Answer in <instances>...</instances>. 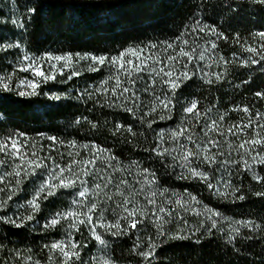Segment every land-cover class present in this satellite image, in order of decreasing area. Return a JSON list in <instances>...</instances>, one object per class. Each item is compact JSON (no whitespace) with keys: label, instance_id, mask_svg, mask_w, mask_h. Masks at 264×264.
Segmentation results:
<instances>
[{"label":"snow or ice","instance_id":"1","mask_svg":"<svg viewBox=\"0 0 264 264\" xmlns=\"http://www.w3.org/2000/svg\"><path fill=\"white\" fill-rule=\"evenodd\" d=\"M244 4L254 6L264 13V0H233V3L227 4L224 8H220V5L214 6V13L219 9L218 14L221 16L225 11L232 14L222 24L215 20L208 23V17L197 18L195 12H192L187 17L188 22L182 24L178 34H174V39L164 42L166 57L158 60L151 54L152 50L158 47L155 44L148 46L149 55L146 58L142 46L122 47L115 55L89 51H66L61 54L45 51L36 55L30 52L27 40L30 34L29 27L39 19V4L32 6L26 4V13L19 16L14 13L10 21L7 18L0 20V25L11 26L9 30L13 37L0 34L2 54L0 59H6L8 55L15 53L16 61L12 72L0 76V112L7 113L5 105L14 102L13 96L24 98L43 95L51 101L74 99L86 106L95 105L91 108L86 107V111L95 112L96 107H99L101 110L114 109L117 115L119 112L130 114L133 121L139 122V127L146 126L152 130L154 137L152 141H147L146 133H140L145 135L148 146L143 148V152L148 155L144 161L132 160L126 166L120 162L116 153L96 143L95 139L81 145L89 153L87 159H80L79 152L74 154L69 151L67 153L69 160L65 164L63 152L60 153V162L51 154L55 150L54 147L46 157L37 155L36 151L29 154L28 144L21 139L26 138L27 133L20 131L9 134L0 140V154L12 160V170L0 174V185H3L0 186V195L7 193L6 199H0V223L16 229H25L29 223L35 221L38 230L44 235L49 234V229L63 226V239L43 245L49 250L50 264L55 253H59L57 264H85L81 250L89 246L87 242L89 239L107 249L109 241L106 236L119 238L133 234L136 235V239L130 252L139 257L138 264H163L160 259L161 253L166 245L174 241H189L193 246H202L204 241L213 240L217 242L222 240L223 246L238 256H242L249 245L259 243L261 264H264V219L261 222L253 219H233L229 222L228 231L225 232L222 221L229 218L223 216L218 209L203 203L187 190L177 195L169 188L160 187L162 172L164 178L175 177L178 180L197 182L216 199L245 201L248 194L244 192L242 184L234 183L232 169L251 174L253 181L264 185V135L259 131L254 132L252 138L241 140L236 147L237 159L226 157L220 151V141L212 135L213 132L219 136H223L224 133L216 120L208 122L207 112L210 110L202 114L195 99L182 105L184 116L176 128H161L159 131L153 129L155 123L153 117L157 113L168 114L167 117L159 114V120L173 119L180 95L197 82L198 74L199 79L209 86L226 79L230 74L228 65L233 69L259 65L264 75V27L249 32L246 38L241 37L238 31L235 32L232 39L239 45V51H232L230 59L223 55L218 57L222 71L210 73L204 71L207 65L201 66L206 58H211L206 57L209 49H202L199 55L196 54L200 49L199 40L209 44L213 54L216 53L219 41L229 40L228 29L232 28V21L240 16ZM13 7H16V0H13ZM192 8L206 9L207 5L202 0L201 4H194ZM169 49L175 54H167ZM129 53L132 54L131 59L128 58ZM148 60L152 63L149 64ZM194 60L197 62L195 65L192 64ZM105 68L109 76L101 79L98 84L92 83L83 89L76 87L68 91H53L51 88L43 90L50 83L66 85L81 76L82 69L98 73ZM17 71L31 75L17 78ZM145 71H148L150 83L145 84L143 92L151 96L149 104L144 103L137 90L140 74ZM252 82L254 81L251 78L241 79L235 88L239 89ZM254 96L264 100V90L255 91ZM234 110L251 112L247 104L242 108L240 105H233L229 111ZM189 114L194 117L195 124L202 125L200 129L203 133L202 138L189 127L187 122ZM256 116L258 120L255 127L264 129V125L259 124V119H264V114L257 112ZM224 119L225 116L221 115L220 120ZM107 123L106 121L105 124ZM111 123L113 126L110 131L113 137L124 131L133 137L137 135L135 123L125 124L115 118ZM84 125L89 126L85 132L86 136L94 135L101 130L98 120L89 119L83 114L76 115L68 124L69 127H74V131H79ZM233 127L236 132L232 127L228 129L232 135L245 132L252 127L251 115L247 124L241 123ZM37 135L43 137L44 134ZM47 140L51 141L53 146L67 145L73 149L78 143L75 139L66 141L51 135ZM169 142L172 147L168 146ZM125 143L131 141L125 139ZM31 146L35 148L34 144ZM157 161L159 171L152 166ZM7 163V159H0V165ZM132 168H136L138 172L131 181L127 176H117L125 172L131 175ZM139 176L143 177L142 181L137 178ZM28 183L32 184L31 193L26 195L22 202H16L13 210L11 203L20 193L27 191ZM61 190L71 197L70 204L65 210H58L45 216V202L50 197L57 196ZM251 194L264 198V190ZM116 196L122 197V201L116 200ZM141 196L143 202L137 199ZM158 196L163 199L158 200ZM193 203L202 206L203 211L193 208ZM109 212L113 218H109ZM187 215L203 218L190 225ZM37 217L44 220L42 225L39 224ZM173 223L177 226L174 231H169L168 226ZM149 225L154 232L144 234L140 226L147 229ZM84 229L87 230V238L81 243L76 234L80 233L83 236ZM4 247L3 243H0V249ZM15 255L18 264H23V253L16 252ZM26 259L31 264V256ZM35 264H41V261L38 259ZM88 264L97 262L93 258ZM103 264H116V261L106 258ZM252 264H255V261Z\"/></svg>","mask_w":264,"mask_h":264},{"label":"trees","instance_id":"2","mask_svg":"<svg viewBox=\"0 0 264 264\" xmlns=\"http://www.w3.org/2000/svg\"><path fill=\"white\" fill-rule=\"evenodd\" d=\"M201 2L202 0H16V7H13V0H0V20L7 18L10 21L14 13L16 16L26 13V4L28 6L39 4V19L29 27L30 34L27 40L30 52L36 55L45 51L54 54H61L66 51H89L96 54L104 52L115 55L122 47L142 46L144 48V58H146L149 55L148 46L155 44L158 47L153 49L151 54L158 60L166 57L164 42L174 39V34H178L182 24L188 22L187 17L190 13L195 12L197 18L208 17V23L215 20L221 24L228 16L232 15L225 11L221 16L218 14L219 9L214 13L213 7L220 5V8H224L227 4L233 3V0H203V3L207 5L206 9L192 8V5L201 4ZM10 27V25L9 27L0 25V34L13 38L12 32L9 30ZM261 27H264V13H261L254 6L242 5L240 16L232 21V28L228 29L229 40L226 42L219 41L215 54L211 53L210 45L205 43L204 40L198 41L200 49L197 50L196 54L199 55V51L202 49H209L206 57H211L202 62L201 66L207 65L204 71L210 73L222 71L218 57L223 55L230 59L232 51H239V45L232 39L236 31L240 33L241 37L246 38L249 32ZM192 47H195V45H192ZM167 54L174 55L175 53L169 49ZM128 58H132L131 53L128 54ZM147 62L152 63L151 60ZM196 63L195 60L192 62L193 65ZM15 64V53L8 55L6 59H0V76L12 72ZM227 67L230 74L224 81L217 82L212 86L200 80L198 74L197 82L186 88L180 95L173 119L159 120V114H164L166 117L168 114L157 113L153 117L155 119L153 129L159 131L161 128H176L180 125L184 116L182 105H186V102L195 99L198 101V109L202 114L206 110H210L207 112L208 122L216 120L224 133L223 136H219L215 132L212 133L213 137L220 141V151L226 157L237 159L236 147L241 140L252 138L256 131L264 135V129L255 127L258 120L256 113L264 114V100L254 96L255 91L264 90V75H262L259 65L235 69L231 65ZM81 71L83 72L81 76L74 78L66 85L50 83L43 90L47 91L48 88H51L53 91H68L76 87L83 89L92 83L98 84L101 79H106L109 76L106 68L98 73L87 72L84 69ZM233 72L235 74H232ZM26 75L25 72H16L17 78ZM64 78L67 79L66 76ZM249 78L254 82L241 86L239 89L235 88V85L239 84L241 79ZM112 82L114 83V78ZM147 83H150V80H148V71H145L140 74L137 84V90L140 92L145 104H149L152 99L151 96L143 92V88ZM13 101L5 105L7 113L0 112V140L5 139L9 134L23 131L27 133V137L21 139L28 144L29 154L36 151L37 155L46 157L50 149L54 147L55 150L51 154L60 162V153L63 152V163L65 164L69 160L67 155L69 151L74 154L79 152L81 154L80 159H87L89 153L81 145L95 139L96 143L110 148L112 152L116 153L120 162L127 166L132 160L144 161L148 155L143 152V148L148 146L145 135L140 133H146L147 141L154 139L152 130L147 129L146 126L145 128L139 127V122L133 121L130 114L119 112L117 115L114 109L105 108L101 110L96 107L95 112H90L86 111V107L91 108L95 105L89 104L86 106L74 99L51 101L43 95L24 98L13 96ZM245 104L250 107V113H244L242 110L229 111L233 105H240L242 108ZM81 114L88 116L89 119L98 120L101 130L95 132L94 135L86 136L85 132L88 130V125H84L79 131H74V127H69V121L74 119L76 115ZM221 115L225 116L223 121L220 120ZM249 115L252 118L251 128L237 135L228 132L230 127L233 128L234 132L237 131L233 127L234 125L247 124ZM114 118L125 124L135 123L137 125L135 128L137 135L133 137L124 131L113 137L110 129L113 126L111 122ZM201 119H203V116ZM106 121L107 124H105ZM187 122L191 130L202 138L203 133L200 131L202 125L195 124L194 117L191 114H189ZM259 124L264 125V119H259ZM37 133H43L44 135L39 137ZM49 135L66 141L75 139L78 142L77 147L73 149L67 145L62 147L59 144L53 146L52 142L47 140ZM125 139L131 141V143H125ZM33 144L35 148H32L31 145ZM168 146L172 147L173 145L169 142ZM105 156H107L106 153ZM0 159H7L8 161L6 165H0V174H3L6 170L11 171L12 160L2 154H0ZM152 166L159 171V161ZM130 171L131 175L125 172L119 173L117 176H127L131 181L138 170L132 168ZM176 171L178 172L179 169ZM232 173L234 183L237 185L242 184L244 192L248 194V199L245 201L232 202L231 200L216 199L210 196L209 191L197 182L178 180L175 177L164 178L162 172L160 173L162 176L160 187L161 189L169 188L171 192L177 195L187 190L203 203L218 209L223 216L229 218V220L222 221L224 230L227 232L229 222L233 219H253L257 222L264 219V198L255 197L251 194L255 191L264 190V185L253 181L251 174L238 172L235 168L232 169ZM225 176H227V173H225ZM137 178L143 180L142 176ZM31 189L32 184L28 183L27 191L20 193L18 198H14V202L11 203L13 210L16 202H22L25 196L31 193ZM6 196L7 193L0 195V199H6ZM70 199L71 197L66 195L64 190H61L57 196L50 197L45 202L44 215L47 216L58 210H65L70 204ZM115 199L122 201L120 196H116ZM137 199L143 202L142 196ZM157 199L162 200L163 198L158 196ZM192 207L198 208L201 212L203 211V207L195 203ZM117 212H119V209H117ZM108 215L109 218H113L111 212ZM186 218L191 225L197 223L203 217L187 215ZM37 219L40 225L44 223V220L40 217H37ZM176 226L175 223L169 225V231H174ZM140 227L144 234L149 231L154 232L150 225L147 229H144L143 226ZM34 229L37 230L34 231ZM83 232V236L80 233L76 234V238L81 243L87 238V230L84 229ZM63 233L64 227L61 226L49 229V234L44 235L38 230L35 221L29 223L25 229H16L0 223V243L5 246L4 249H0V264H18L16 252L23 253V264H29L26 259L28 256H31V264H35L38 259L41 264H50L48 260L49 250L44 248L43 245L50 244L54 240L63 239ZM106 239L109 241L107 249H103L102 246L90 239L87 241L89 246L81 250L85 264H88L93 258L99 264L102 257L105 259L112 258L116 261V264H138L139 257L132 255L130 252L132 243L136 239L135 234L119 238L106 236ZM28 249L32 251L29 252ZM58 258L59 253L53 254L51 264H57ZM160 259L163 264H252L253 261H255V264H261L262 254L261 244L259 243L249 245L244 250L243 255L238 256L229 252L223 246L222 240L219 242L215 240L212 242L204 241L202 246H193L189 241H174L166 245Z\"/></svg>","mask_w":264,"mask_h":264},{"label":"rangeland","instance_id":"3","mask_svg":"<svg viewBox=\"0 0 264 264\" xmlns=\"http://www.w3.org/2000/svg\"><path fill=\"white\" fill-rule=\"evenodd\" d=\"M15 65H16V64H15ZM25 73H26V72H25ZM26 74H27V75H31L30 73H26ZM104 259H105V258H103V257L100 258V262H99V264H103Z\"/></svg>","mask_w":264,"mask_h":264}]
</instances>
